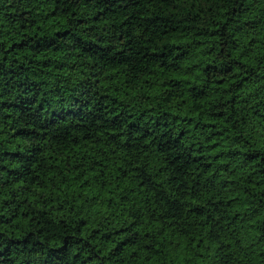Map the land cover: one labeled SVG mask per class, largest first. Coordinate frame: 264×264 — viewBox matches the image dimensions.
Here are the masks:
<instances>
[{"label": "clouds", "instance_id": "1", "mask_svg": "<svg viewBox=\"0 0 264 264\" xmlns=\"http://www.w3.org/2000/svg\"><path fill=\"white\" fill-rule=\"evenodd\" d=\"M0 264H264V0H0Z\"/></svg>", "mask_w": 264, "mask_h": 264}]
</instances>
